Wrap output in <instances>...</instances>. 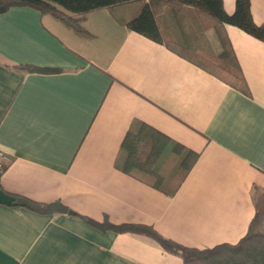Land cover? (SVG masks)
Instances as JSON below:
<instances>
[{
	"label": "crops",
	"instance_id": "obj_1",
	"mask_svg": "<svg viewBox=\"0 0 264 264\" xmlns=\"http://www.w3.org/2000/svg\"><path fill=\"white\" fill-rule=\"evenodd\" d=\"M221 1L231 15L235 0ZM250 13L263 24L264 0H250ZM134 14L131 5L88 13L80 37L31 7L0 13V193L67 208L42 214L0 201V264H182L148 236L93 224L103 221L147 225L196 249L245 234L253 187L264 190V43L220 29L240 88L127 29ZM190 18L181 29L164 7L156 21L164 38L219 54L216 32ZM139 123L169 141L152 167L158 187L118 168ZM186 151L196 157L181 179Z\"/></svg>",
	"mask_w": 264,
	"mask_h": 264
},
{
	"label": "trees",
	"instance_id": "obj_2",
	"mask_svg": "<svg viewBox=\"0 0 264 264\" xmlns=\"http://www.w3.org/2000/svg\"><path fill=\"white\" fill-rule=\"evenodd\" d=\"M131 5L135 7L134 16L126 22L130 31L136 32L150 40L164 44L187 61L201 67L220 80L237 87L243 86L244 80L235 61L233 51L225 37L220 34L224 25L234 26L244 33L264 43V23L256 25L250 13V0H235L234 12L228 15L223 10L221 0H0V13L13 6H27L38 10L42 15H48L72 30L80 37L89 36L82 27V22L88 13ZM167 7L177 24L182 28L183 17L193 16L194 29L216 32L220 41L221 51L213 55L198 47L193 41L178 43L164 38L156 21L157 15ZM16 69H28L15 66ZM168 139L152 129L139 123L128 129L120 145L119 169L131 175H150L152 186L158 187L160 177L153 170V164L168 145ZM178 153L182 147L172 146ZM196 154L186 151L180 163L181 179L191 168ZM6 165H0V171ZM1 190V187H0ZM252 204L254 213L248 223L242 238L234 244H220L212 248L196 249L185 247L162 237L147 225L121 224L114 225L107 221L95 224L101 230L114 232H131L148 236L157 242L161 248L179 257L182 264H264V190L253 187ZM8 203L14 208H25L42 214H57L67 212L60 202L42 204L25 197L9 195ZM91 222V221H89Z\"/></svg>",
	"mask_w": 264,
	"mask_h": 264
},
{
	"label": "water",
	"instance_id": "obj_3",
	"mask_svg": "<svg viewBox=\"0 0 264 264\" xmlns=\"http://www.w3.org/2000/svg\"><path fill=\"white\" fill-rule=\"evenodd\" d=\"M0 201L1 202H10L11 201V199L10 198H8L7 196H5V195H3L2 193H0ZM8 202V203H9ZM71 213V212H70Z\"/></svg>",
	"mask_w": 264,
	"mask_h": 264
},
{
	"label": "built area",
	"instance_id": "obj_4",
	"mask_svg": "<svg viewBox=\"0 0 264 264\" xmlns=\"http://www.w3.org/2000/svg\"><path fill=\"white\" fill-rule=\"evenodd\" d=\"M0 159H5V156L3 155L1 151H0Z\"/></svg>",
	"mask_w": 264,
	"mask_h": 264
},
{
	"label": "rangeland",
	"instance_id": "obj_5",
	"mask_svg": "<svg viewBox=\"0 0 264 264\" xmlns=\"http://www.w3.org/2000/svg\"><path fill=\"white\" fill-rule=\"evenodd\" d=\"M160 20V19H159ZM179 155H176V157H178ZM170 161H168V163H169Z\"/></svg>",
	"mask_w": 264,
	"mask_h": 264
}]
</instances>
